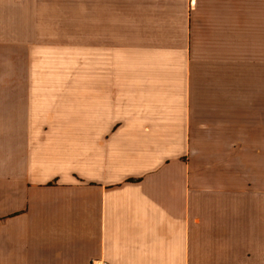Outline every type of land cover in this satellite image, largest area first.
<instances>
[{
    "label": "crops",
    "instance_id": "crops-1",
    "mask_svg": "<svg viewBox=\"0 0 264 264\" xmlns=\"http://www.w3.org/2000/svg\"><path fill=\"white\" fill-rule=\"evenodd\" d=\"M90 4L0 78V264H264V0Z\"/></svg>",
    "mask_w": 264,
    "mask_h": 264
},
{
    "label": "rangeland",
    "instance_id": "rangeland-1",
    "mask_svg": "<svg viewBox=\"0 0 264 264\" xmlns=\"http://www.w3.org/2000/svg\"><path fill=\"white\" fill-rule=\"evenodd\" d=\"M6 1V0H5ZM37 5H0V78L60 76L66 68L61 54H54L50 41L76 40V38L48 37L51 30L76 29L81 16L90 22V0H38ZM58 3L51 5L49 3ZM36 30L41 36H29ZM37 34V35H38ZM55 70V71H54Z\"/></svg>",
    "mask_w": 264,
    "mask_h": 264
}]
</instances>
